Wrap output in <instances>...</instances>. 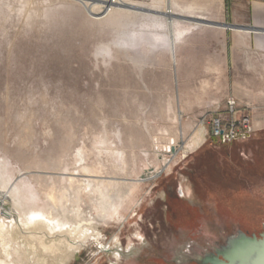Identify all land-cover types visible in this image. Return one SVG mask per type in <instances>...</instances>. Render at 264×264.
<instances>
[{
	"label": "rangeland",
	"instance_id": "374dc122",
	"mask_svg": "<svg viewBox=\"0 0 264 264\" xmlns=\"http://www.w3.org/2000/svg\"><path fill=\"white\" fill-rule=\"evenodd\" d=\"M187 1L229 23L228 0ZM236 31L0 0V264H198L264 222V55Z\"/></svg>",
	"mask_w": 264,
	"mask_h": 264
},
{
	"label": "flooded vegetation",
	"instance_id": "af4514ba",
	"mask_svg": "<svg viewBox=\"0 0 264 264\" xmlns=\"http://www.w3.org/2000/svg\"><path fill=\"white\" fill-rule=\"evenodd\" d=\"M246 220V219H243ZM244 225L235 234L226 239V245L213 255L196 261L198 264H233L235 257H250L258 255L254 264H264V222H244ZM263 254V255H262ZM243 260V259H241Z\"/></svg>",
	"mask_w": 264,
	"mask_h": 264
},
{
	"label": "bare ground",
	"instance_id": "6f19581e",
	"mask_svg": "<svg viewBox=\"0 0 264 264\" xmlns=\"http://www.w3.org/2000/svg\"><path fill=\"white\" fill-rule=\"evenodd\" d=\"M79 1H90L93 4L106 6L107 8H115L118 11L129 13V15L130 14H139V15H142L143 17H153V18L163 17L166 19L167 23H171L173 21H176L175 16L179 17L175 13L171 12V9H178V8H182V7L192 8V7H194V5L197 4L195 1H187V0H153V1H156L157 3H159L161 5H164L168 9L166 11H162V10H159L157 6L156 7H148V6H144V5H140V4L129 3L126 1L124 2L123 0H114V1L79 0ZM126 6L141 9L143 12H136V11L132 12L131 10L130 11L126 10L125 9ZM192 24L201 26V24H196V23H192ZM223 29H225V28H223ZM247 31H249V30H247ZM250 31H252V30H250ZM1 175H2V171L0 168V176ZM0 179H2V177ZM108 183H111V182H108ZM113 183L115 185L117 182H113ZM7 186H8V181H4V180L0 181V189L2 191L7 190ZM20 190H19V188H14L12 191L8 190V191H10V193H8V199L11 200L16 207L19 206V208H24L26 199H25V195H23V194L28 193V192H27V190H24V191L23 190L20 191ZM179 193L184 194L183 190H181ZM5 196H7L6 192H5V195L0 196V200L4 203L7 202V197H5Z\"/></svg>",
	"mask_w": 264,
	"mask_h": 264
},
{
	"label": "crops",
	"instance_id": "0c3cea01",
	"mask_svg": "<svg viewBox=\"0 0 264 264\" xmlns=\"http://www.w3.org/2000/svg\"><path fill=\"white\" fill-rule=\"evenodd\" d=\"M225 10V0H222ZM227 19L229 25L241 30H234L249 38L254 53L264 55V1L263 0H228ZM244 29L252 31L245 32ZM258 32V33H257Z\"/></svg>",
	"mask_w": 264,
	"mask_h": 264
},
{
	"label": "water",
	"instance_id": "95a60500",
	"mask_svg": "<svg viewBox=\"0 0 264 264\" xmlns=\"http://www.w3.org/2000/svg\"><path fill=\"white\" fill-rule=\"evenodd\" d=\"M75 1H78V0H75ZM127 9H129L131 11H136V12H143L141 9H137V8L134 9L133 7H129ZM175 19L178 20V21L189 22V23H196V24L207 25V26H211V27L241 30L240 28L233 27V26H231L229 24L213 23V22H210V21H203L201 19H189V18L176 17V16H175Z\"/></svg>",
	"mask_w": 264,
	"mask_h": 264
},
{
	"label": "built area",
	"instance_id": "2783aa9c",
	"mask_svg": "<svg viewBox=\"0 0 264 264\" xmlns=\"http://www.w3.org/2000/svg\"><path fill=\"white\" fill-rule=\"evenodd\" d=\"M248 124H249V121H245L243 127L245 130L251 131L252 130L251 125H248ZM215 134L217 137H220L223 142L234 141L237 135V133L234 131L227 132L226 130L221 129L219 123L215 124Z\"/></svg>",
	"mask_w": 264,
	"mask_h": 264
},
{
	"label": "trees",
	"instance_id": "16d2710c",
	"mask_svg": "<svg viewBox=\"0 0 264 264\" xmlns=\"http://www.w3.org/2000/svg\"><path fill=\"white\" fill-rule=\"evenodd\" d=\"M264 1V0H263ZM227 5V0H225V6Z\"/></svg>",
	"mask_w": 264,
	"mask_h": 264
}]
</instances>
